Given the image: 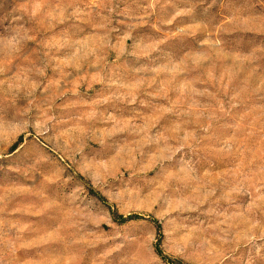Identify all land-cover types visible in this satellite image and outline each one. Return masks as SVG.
Listing matches in <instances>:
<instances>
[{
  "label": "rangeland",
  "instance_id": "374dc122",
  "mask_svg": "<svg viewBox=\"0 0 264 264\" xmlns=\"http://www.w3.org/2000/svg\"><path fill=\"white\" fill-rule=\"evenodd\" d=\"M0 264H264V0H0Z\"/></svg>",
  "mask_w": 264,
  "mask_h": 264
}]
</instances>
